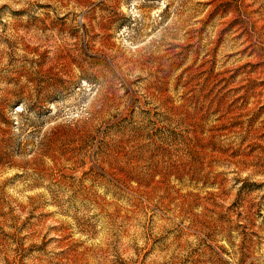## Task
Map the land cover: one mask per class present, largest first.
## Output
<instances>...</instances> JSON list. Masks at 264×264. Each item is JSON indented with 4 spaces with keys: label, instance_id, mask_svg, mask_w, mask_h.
Masks as SVG:
<instances>
[{
    "label": "rangeland",
    "instance_id": "1",
    "mask_svg": "<svg viewBox=\"0 0 264 264\" xmlns=\"http://www.w3.org/2000/svg\"><path fill=\"white\" fill-rule=\"evenodd\" d=\"M0 264H264V0H0Z\"/></svg>",
    "mask_w": 264,
    "mask_h": 264
}]
</instances>
